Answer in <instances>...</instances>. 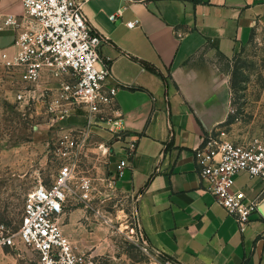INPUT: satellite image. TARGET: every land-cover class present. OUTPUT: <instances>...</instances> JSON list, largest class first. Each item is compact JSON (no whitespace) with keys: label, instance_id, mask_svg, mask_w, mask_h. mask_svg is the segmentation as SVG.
<instances>
[{"label":"crops","instance_id":"crops-1","mask_svg":"<svg viewBox=\"0 0 264 264\" xmlns=\"http://www.w3.org/2000/svg\"><path fill=\"white\" fill-rule=\"evenodd\" d=\"M87 19L108 38L101 50L116 85L122 140H103L116 161L136 145L118 181L134 196L140 230L150 246L176 264H264V182L240 173L234 190L258 206L241 232L235 218L206 191L195 160L204 139L231 113L223 63L264 25V0H85ZM124 8L113 22L110 15ZM24 14L22 0H0V60L15 52L8 16ZM139 21L135 28L128 22ZM85 113L69 125L83 126ZM94 134V133H93ZM119 147L120 156L116 155ZM76 220L64 226L75 240Z\"/></svg>","mask_w":264,"mask_h":264},{"label":"built area","instance_id":"built-area-1","mask_svg":"<svg viewBox=\"0 0 264 264\" xmlns=\"http://www.w3.org/2000/svg\"><path fill=\"white\" fill-rule=\"evenodd\" d=\"M85 3V0H22L24 14L8 16L5 21L16 32L15 52L3 54L0 65L22 73L28 92L21 93L18 99L41 100L51 127L64 130L58 149L60 167L51 185H40L28 193L18 232L0 224V253L14 250L24 264H97L96 257L79 252L64 231L70 185L77 174V164L68 156L80 151L84 138L93 134L95 128L109 132L116 140L124 139L126 130L116 106L118 87L108 83L110 64L102 62L101 50L108 38L87 19ZM123 12L124 8L111 14L110 20L117 21ZM138 25L137 20L127 23L129 28ZM80 113L86 114V124L68 128V120ZM101 148L113 153L108 144L103 143ZM135 148L131 142L127 155L119 160V178L130 167L129 158ZM195 160L205 190L215 196L217 203L235 218L240 231L245 232L258 204L244 190L233 188L240 173L264 182V134L241 142L209 135L196 149ZM91 188V182L83 179L79 190L84 199L89 197ZM20 246L29 249L32 255L28 257ZM152 250L155 251L150 245L144 247L148 254ZM157 264L176 263L167 259Z\"/></svg>","mask_w":264,"mask_h":264},{"label":"rangeland","instance_id":"rangeland-1","mask_svg":"<svg viewBox=\"0 0 264 264\" xmlns=\"http://www.w3.org/2000/svg\"><path fill=\"white\" fill-rule=\"evenodd\" d=\"M222 67L230 87L231 120L213 135L239 142L263 135L264 25L255 28ZM22 76L0 65V224L14 232L22 226L28 193L40 185L50 186L58 174L64 132L51 127L41 100L18 99L28 92ZM93 133L84 138L80 151L68 156L76 162L77 174L63 220L65 225L77 221L74 246L79 252L92 253L97 264H157L170 259L157 250L144 252L150 244L141 234L136 200L118 182L116 158L101 148V139L109 140L111 134L97 128ZM116 155H121L119 147ZM83 179L92 184L86 199L79 190ZM20 248L28 257L32 255L29 249ZM0 264L24 262L7 249L0 253Z\"/></svg>","mask_w":264,"mask_h":264},{"label":"trees","instance_id":"trees-1","mask_svg":"<svg viewBox=\"0 0 264 264\" xmlns=\"http://www.w3.org/2000/svg\"><path fill=\"white\" fill-rule=\"evenodd\" d=\"M231 120V117H229V120L228 121H230Z\"/></svg>","mask_w":264,"mask_h":264}]
</instances>
